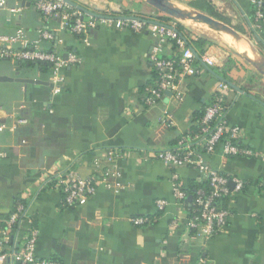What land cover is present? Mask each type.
Returning <instances> with one entry per match:
<instances>
[{
    "label": "crops",
    "instance_id": "obj_1",
    "mask_svg": "<svg viewBox=\"0 0 264 264\" xmlns=\"http://www.w3.org/2000/svg\"><path fill=\"white\" fill-rule=\"evenodd\" d=\"M24 1L9 0V4ZM73 1L96 12L109 8L118 16H124L118 13L124 10L129 13L125 15L163 16L145 0ZM173 1L200 10L195 3L201 0ZM203 1L264 50V26L254 27L248 0ZM27 6L22 14L1 11L0 33L24 27L29 40L35 41L39 29L46 28L54 39L43 42V48L76 52L82 64L63 70L64 88L56 95L51 68L44 72L37 66L0 60V76L12 79L0 81V125L4 126L0 132V237L4 220L21 198L28 201L32 226L38 228L36 254L42 259L56 257L63 264H200L201 260L204 264H264V101L229 78L238 68L247 67L243 59L221 45L207 47L206 52L217 60L210 68L242 89L228 86L227 118L242 129V143L253 149L252 156L240 157H228L221 147L211 153L202 144L196 149L204 154L209 170L245 182L231 201L228 226L208 238L190 229L191 205L175 197L176 181L187 188L190 181L204 182L208 172L191 165L173 168L158 154L190 134L196 113L224 83L199 61L200 75L186 77L155 104L147 105L145 90L156 79L151 56L177 55L171 38L135 32L118 21L99 24L78 37L62 29L58 18L46 20L32 5ZM181 23L199 33L194 25L187 27L198 23ZM230 59L234 66L224 76ZM114 148L125 151H110ZM96 161L118 174L112 186L99 184L84 205L65 206L62 191L46 184L51 176L66 171L90 177ZM158 199L168 201L164 212L157 210ZM138 216L151 221L136 226L132 219ZM22 226L20 238L30 228L29 222Z\"/></svg>",
    "mask_w": 264,
    "mask_h": 264
},
{
    "label": "built area",
    "instance_id": "obj_2",
    "mask_svg": "<svg viewBox=\"0 0 264 264\" xmlns=\"http://www.w3.org/2000/svg\"><path fill=\"white\" fill-rule=\"evenodd\" d=\"M251 3L254 19L258 26H264V0H248ZM36 8L46 20L59 19L62 29L67 30L70 25V32L76 35H85L99 24L109 21H118L125 24L135 32H144L152 34L155 37H169L178 45L179 53L173 57L159 58L155 54L151 56L153 70L156 74L154 85L145 90V103L147 105L155 104L158 99L168 91H173L176 85L186 77L200 75L203 67L193 52V47L189 46L178 33L164 26L149 24L140 20H106L97 19L90 16H83V13L64 0H25L15 5H10L9 0H0V12L7 11L10 14H22L27 9V4ZM106 14V13H105ZM110 15V14H107ZM149 19V18H146ZM164 23V22H163ZM176 20L168 23L176 28ZM39 39L32 41L27 36L26 29L19 27L14 33H0V60H13L16 62H38L45 61L51 63L53 75L54 94H60L64 88L65 76L63 70L70 67H76L82 64V58L76 52L66 54L58 51H48L43 48V42L52 41L53 33L46 29H39ZM201 62L212 67L216 62L214 55L207 52L201 57ZM228 86L223 85L222 89L216 93L212 101L205 107V113L200 120L201 133L190 134L182 137L180 143L187 144L184 152H174L166 150L160 152L158 157L171 165L173 168L180 166H194L201 171L208 172V179L212 190L208 195L203 190L198 191L196 206H200L199 214H190L189 227L192 231L201 232L210 238L221 233L227 226L231 215V201L244 188L245 182L236 177L229 178L218 171L209 170L205 165L203 155L194 149L193 142L200 139L202 148L206 153L213 152L217 147H221L228 157L252 156L253 149L242 143L244 137L240 127L231 124L227 118V104L225 92ZM24 123L26 120L22 119ZM4 129L0 125V132ZM202 137V138H201ZM1 156V155H0ZM117 172L103 166L100 161H96L93 174L90 177L67 173L61 178L56 187L62 191L63 202L67 207H76L84 205L89 198L93 196L99 187V184L112 186V179H115ZM177 180V177H176ZM234 187H230V183ZM221 195L227 196L229 206L227 209H219L215 204V199ZM176 199L184 203L188 197L185 187L176 181L175 187ZM168 205L166 199H158L156 206L158 212H164ZM15 211L4 220L2 235L0 237V264H14V260L20 264H63L60 260L42 259L36 254V247L39 238L38 228L32 226L33 219L29 215L28 207L22 204L14 206ZM136 226H142L150 223V217L138 216L132 219ZM29 222V229L22 238L19 237L22 225ZM10 240L15 242L12 253L4 251L3 245ZM200 264H204L201 260Z\"/></svg>",
    "mask_w": 264,
    "mask_h": 264
},
{
    "label": "water",
    "instance_id": "obj_3",
    "mask_svg": "<svg viewBox=\"0 0 264 264\" xmlns=\"http://www.w3.org/2000/svg\"><path fill=\"white\" fill-rule=\"evenodd\" d=\"M66 3L71 5L73 8L81 11L83 13V16H90L97 19H106V20H125V19H136L140 21L148 22L149 24H156L160 26L167 27L169 29L174 30L176 33H178L185 41L186 38L179 32V30L169 24H165L163 22H160L155 19H146L143 17H139L136 15H126V16H118V15H107L103 13H98L95 11H91L78 3H76L73 0H64ZM146 3H148L150 6L155 8L158 12L161 14L170 17L171 19H174L178 22H192V23H198L201 24L207 28H210L211 30L221 34L225 35L227 38L232 40L234 42V46L236 49V53L239 57H241L244 61L249 63L260 75L264 77V53H261L258 48L254 45L253 41L248 38L246 35L235 29L230 24L219 20L218 18L201 11L194 7H181L177 3H175L173 0H145ZM247 43L250 52H246L243 49H240L237 44ZM195 56L199 61L201 60V57L199 53L193 48L192 49ZM206 66V65H205ZM206 68L210 71L216 74L210 67L206 66ZM216 76L226 85L229 87H232L233 89L237 91H242V89L237 86L236 84L232 83L228 79H226L223 76H219L216 74ZM12 80L10 77L7 76H0V81H8ZM230 187H234V183H230ZM192 200V197H189V201Z\"/></svg>",
    "mask_w": 264,
    "mask_h": 264
},
{
    "label": "trees",
    "instance_id": "obj_4",
    "mask_svg": "<svg viewBox=\"0 0 264 264\" xmlns=\"http://www.w3.org/2000/svg\"><path fill=\"white\" fill-rule=\"evenodd\" d=\"M195 4L198 6V8H200V10H202L204 12H207L210 15H212V16L218 18V19H221L219 17V15L214 12L213 8L211 6H209L208 4H206V1L201 0L199 2H196ZM114 14H116V13H114ZM252 16L254 18V12L253 11H252ZM143 18H145V17H143ZM155 20H158V21L164 22V23H168L169 21H174V19H171L170 17H167L165 15H163V16L159 17L158 19H155ZM71 24H73L72 20L70 21V24H69V27H68L67 31H70V25ZM176 28L186 38V41H187L188 45L192 46L199 53L200 56L206 51L207 45L210 44V41L208 39H206L205 37H203L201 35H197L194 32L190 31L189 29L185 28L182 25L181 22L177 21ZM77 36L78 37H83L84 35H77ZM171 42H172L174 48L178 49V45L176 44V42L174 40H171ZM20 64L23 65V66H26V67L37 66L44 72H47L51 68V63L45 62V61L20 62ZM204 113H205V108L203 110H201L200 112L196 113V124L192 128V131H191L192 134L201 133L200 120L203 117ZM181 139H182V137L177 139L176 141L172 142V145H171V147L168 150H171V151H174V152H179V153L184 152V150L187 149L186 146H185L187 144L184 145V144L180 143ZM199 140L200 139H197V140H195L193 142V146L192 147L194 149L199 150L201 148L200 147L201 146L200 145L201 142ZM110 151L124 152L125 148H114V149H111ZM69 172L70 171H66V172H63V173H61L59 175L51 176L48 179L46 184L48 186H50V187H55L57 182L61 178L65 177V175L67 173H69ZM221 174H224V173H221ZM224 175L229 177V178H233V177H231L229 175H226V174H224ZM200 189L203 190L206 195H208L209 192L212 190V187L210 185V180L208 178L204 182L190 181L189 182V186L187 188H185V190L187 191V195H188V197L186 199V202H187V204L189 203L191 205L190 208H189L190 214H194V211H196V210L197 211L195 213L197 215L199 214V210L201 209V207L200 206H196L195 201H196V198L198 196V191ZM189 197H192L191 201H189ZM18 204H22L25 207H28V205H29L27 200H24V199H21V198H17L15 200V206H17ZM215 204L217 205V207L219 209H227L228 206H229V200L227 199V196L221 195V196H219V197H217L215 199ZM13 211H15V208L13 209ZM3 247H4V251L5 252L12 253L13 250H14V247H15V242L10 240L8 243L4 244ZM50 259L51 260H59L56 257H51ZM13 263L14 264H20V262L16 261V260H14Z\"/></svg>",
    "mask_w": 264,
    "mask_h": 264
},
{
    "label": "rangeland",
    "instance_id": "obj_5",
    "mask_svg": "<svg viewBox=\"0 0 264 264\" xmlns=\"http://www.w3.org/2000/svg\"><path fill=\"white\" fill-rule=\"evenodd\" d=\"M94 10H98V9H94ZM98 13H103V14L106 13V14H110V15H116L114 13H117V12H111V10L109 8H106L104 10L98 11ZM118 13H121V15L124 14V16H126L125 14L127 12L124 10L123 12H118ZM127 14H129V13H127ZM161 15H163V14H161ZM149 19H158V18L157 17L153 18V17L149 16ZM253 23H254V25H255L254 27H256V29L259 28V26H257L255 20L253 21ZM176 24L177 23H174L175 26H176ZM187 25H188L187 27H192L190 25H194L198 29L199 33H200V34L199 33H195V34L201 35V36L205 37L206 39H208L210 41V44L207 45V47L210 46V45H221V47H223L225 49H229L232 55H235V56L238 57V55L236 53L235 46H234V42L232 40L230 41L225 35H221V34L215 33L210 28H207V27H205V26H203L201 24L200 25L199 24H187ZM207 34L208 35H213L214 37H217L218 39L216 38V40H215L214 38H211V36H208ZM243 34H245V33H243ZM247 37L249 38V36H247ZM251 40L253 41V39H251ZM231 45H233V46H231ZM207 47H206V51H207ZM257 48H258V50L261 53H264L263 47H257ZM206 51L200 57L204 56L207 53ZM211 55L212 54H210V56ZM231 60L232 59L229 60L230 61L229 65L227 64V68L229 70L227 68H225V70H223V72H222L224 74V76H228L229 75L228 72H230V69L233 68V66H234L233 65V61H231ZM242 61H243L244 65L245 64L247 65V67L245 66V68L242 67L241 69L238 68V70H236L233 73V75H229L230 76L229 78H231V80H233V81H235L237 83H240V84L244 85V87L246 89H248L249 91L253 92L260 100L264 101V77L262 75H260L249 63H247L244 60H242ZM216 63L213 66H215Z\"/></svg>",
    "mask_w": 264,
    "mask_h": 264
},
{
    "label": "bare ground",
    "instance_id": "obj_6",
    "mask_svg": "<svg viewBox=\"0 0 264 264\" xmlns=\"http://www.w3.org/2000/svg\"><path fill=\"white\" fill-rule=\"evenodd\" d=\"M229 39V38H228ZM230 40V39H229ZM231 41V40H230ZM240 49L245 50L246 52H250V48L247 43L237 44Z\"/></svg>",
    "mask_w": 264,
    "mask_h": 264
}]
</instances>
